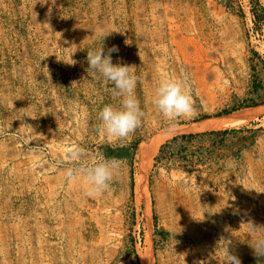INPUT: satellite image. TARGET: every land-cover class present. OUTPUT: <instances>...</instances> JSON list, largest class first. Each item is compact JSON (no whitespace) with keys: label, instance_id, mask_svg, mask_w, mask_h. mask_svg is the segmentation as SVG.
Segmentation results:
<instances>
[{"label":"rangeland","instance_id":"obj_1","mask_svg":"<svg viewBox=\"0 0 264 264\" xmlns=\"http://www.w3.org/2000/svg\"><path fill=\"white\" fill-rule=\"evenodd\" d=\"M257 1L0 0V264H142L146 253L151 264H224L228 243L241 264H264L244 224L264 225V111L174 132L264 105ZM102 45L138 76L144 115L123 141L98 119L116 103L112 85L87 71V50ZM165 76L192 90L193 112L173 124L152 103ZM167 135L136 189L146 146ZM73 145L82 160L121 162L106 191L64 175L81 163L67 159ZM105 145L126 152L108 157Z\"/></svg>","mask_w":264,"mask_h":264},{"label":"clouds","instance_id":"obj_2","mask_svg":"<svg viewBox=\"0 0 264 264\" xmlns=\"http://www.w3.org/2000/svg\"><path fill=\"white\" fill-rule=\"evenodd\" d=\"M106 36H103V40ZM118 50L116 46H112L105 53L103 45L88 49L89 67L87 71L97 79H102L112 85L110 93L116 103L105 104L98 112V119L100 129L107 137L123 141L139 127L144 113L135 96L138 76L133 72L132 66L112 62L111 53ZM152 103L169 124H173L180 117L193 112L191 87L181 77H162L156 83ZM66 151L67 159L81 163L79 166L65 169L64 175L68 179L81 180L87 186L88 195L106 191L114 177L120 173L121 162L119 160L103 155L90 160H82L84 150L75 145L67 148ZM226 168H235L234 162L230 160ZM244 224L248 226V237L253 241L250 245L254 249V254L258 260L264 259V225L252 221ZM228 244L224 264H241L238 256L229 252Z\"/></svg>","mask_w":264,"mask_h":264},{"label":"bare ground","instance_id":"obj_3","mask_svg":"<svg viewBox=\"0 0 264 264\" xmlns=\"http://www.w3.org/2000/svg\"><path fill=\"white\" fill-rule=\"evenodd\" d=\"M263 111H264V105L259 109L248 108L247 110L243 111L241 113L242 115H239V117H237L236 115H235L236 117H233V116L232 117L231 116L214 117V118L212 117L210 119H205V120L195 122V123H192V124H189L186 126L178 127L174 130V132L178 131V132H184L185 133V132L225 129L228 127H232V126L236 125L237 123L245 120L246 116L248 117L249 115H252L255 113H261ZM169 136H171V135L160 137L155 142L148 144L146 146V150L144 152V155H141V157H140L138 172L135 175V187H136V189L141 191L142 186H143V181H144V174H145V171L147 169V166H149L152 163L153 157H154L155 153L157 152L159 145L163 142V140L165 138H167ZM144 253H146V252H144ZM141 260H142V264H151L150 261L148 260L147 253L145 255H141Z\"/></svg>","mask_w":264,"mask_h":264},{"label":"trees","instance_id":"obj_4","mask_svg":"<svg viewBox=\"0 0 264 264\" xmlns=\"http://www.w3.org/2000/svg\"><path fill=\"white\" fill-rule=\"evenodd\" d=\"M257 4L258 1L255 0ZM260 10H261V16L264 20V9L260 6ZM227 130H223L222 132H226ZM192 136V134H182L180 135V137L182 138H187V137H190ZM177 138V136H174L173 139ZM101 149L103 150V152H105L106 156L110 157H117V156H120L121 154H123L124 152H126V148L124 147H110L108 145H105V146H102ZM154 224L156 225V220H154ZM159 234L163 235L164 232L163 231H159Z\"/></svg>","mask_w":264,"mask_h":264}]
</instances>
